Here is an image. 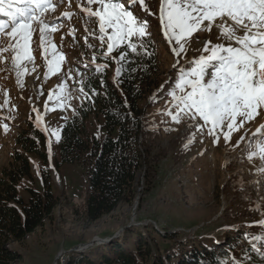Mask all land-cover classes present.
Masks as SVG:
<instances>
[{"label":"rangeland","instance_id":"374dc122","mask_svg":"<svg viewBox=\"0 0 264 264\" xmlns=\"http://www.w3.org/2000/svg\"><path fill=\"white\" fill-rule=\"evenodd\" d=\"M54 2L56 10L46 15L58 28L50 39L56 44L57 53L65 57L60 70L48 72L44 49L38 47V31L33 33L30 45L35 71L33 64L24 62L28 71L21 77L22 86L12 64L13 53L5 52L3 55L8 59L0 60V179L7 178L10 172L18 173L17 155H26L30 174L18 178L16 189L25 200L30 196L29 188L44 191L42 171L48 169V164L38 154L29 153L24 144L33 138L35 129L45 135L37 125L34 109L38 105L47 129L46 150L39 141L36 147L48 156L52 153L50 182L58 196L54 212L43 224L24 240L9 242L8 246L20 256L12 264H65L72 254H88L98 263L110 251L111 242L121 245L126 252L136 253L137 241L141 239L143 250H151L143 264H152L157 255L164 258L168 254L177 262L181 245L186 249L193 245L207 246L226 238H241L239 234L246 237V245L263 249L264 224L260 222L264 221V159L259 156L249 159V154L257 143L264 142V131H256L264 124V111L233 132L230 142L220 133L217 143L207 127L198 126L202 121H193L184 114L179 122L172 119L169 112L175 114L176 108L171 92L177 87L180 71L194 66L192 61L201 54H210L202 51L207 41L211 45L230 42L213 27L211 32L195 33L188 39L186 51L176 56L172 48L178 46L168 42L159 21L161 0H145L152 15L139 4L131 8L134 15L147 19L150 25L147 31L159 48L160 69L154 78L159 87L140 102L144 111L140 117L143 125L140 146L143 150L146 146L150 148L151 157L144 160L139 171L134 200L125 197L110 214L96 220L88 217L91 159L84 156L79 162H62L61 130L65 120L87 98L83 85L90 71L98 69V65L105 66L103 60L109 58L113 61L107 66L111 78L119 75L117 69L122 58L119 50L124 43L115 45L108 53L107 43L98 39L97 19H89L82 12L79 0H71L70 5L68 0ZM124 2L127 6V0ZM96 7L93 5L94 10ZM65 11L73 13L71 18L63 15ZM7 19L0 14V20ZM93 31L95 34L90 35ZM132 38L141 41L144 37ZM47 39L44 47L48 48L51 60ZM0 46L6 44L0 41ZM33 73L40 74L34 87L28 82ZM5 123L9 126L6 133ZM83 133L89 142L95 139L102 142L107 136L103 115L93 112ZM165 233L172 237H164Z\"/></svg>","mask_w":264,"mask_h":264},{"label":"snow or ice","instance_id":"6c2138e0","mask_svg":"<svg viewBox=\"0 0 264 264\" xmlns=\"http://www.w3.org/2000/svg\"><path fill=\"white\" fill-rule=\"evenodd\" d=\"M68 2L70 5L71 0ZM137 4L144 12L153 14L145 0H127V6L124 0H79L78 6L89 19H97L98 39L102 44L107 43V51L111 53L115 45L125 42L136 51L131 38L151 35L147 31L150 26L147 19L139 18L131 10ZM93 5H97L95 10ZM56 7L54 0H0V14L8 18L0 20V41L6 44L0 46V60L8 59L3 55L5 52L13 53L12 64L21 86V77L28 71L24 62L33 64L35 71L30 46L33 33L39 32L38 47L44 49L49 73L59 71L65 59L50 39L58 28L46 14L54 12ZM63 15L71 18L73 13L65 11ZM159 21L168 42L178 46L172 48L176 56L186 51L188 39L195 33L211 32L213 27L230 42L211 45L207 41L202 51L210 54H201L192 61L194 66L180 71L177 87L171 92L176 112H169L176 122L180 121L181 114L193 121H202L198 126L207 127L208 134L217 143L220 133L230 142L233 132L264 111V0H161ZM94 34L95 31L90 33ZM46 38L51 47V60L48 48L44 47ZM52 99L50 94L49 100ZM37 123H40L39 115ZM3 129L6 133L9 126L5 123ZM256 131H264V124ZM256 156L264 159V142L257 143L249 159Z\"/></svg>","mask_w":264,"mask_h":264},{"label":"trees","instance_id":"16d2710c","mask_svg":"<svg viewBox=\"0 0 264 264\" xmlns=\"http://www.w3.org/2000/svg\"><path fill=\"white\" fill-rule=\"evenodd\" d=\"M154 36H145L141 41L131 38L136 51L124 43L119 52L120 73L111 78L107 68L113 61L104 56L105 66L90 74L83 87L86 100L75 114L65 120L61 130L60 157L62 162H79L91 159L89 169L90 193L87 199V215L96 220L110 214L123 198L134 200L139 171L144 160L151 157V150L140 146L143 130L140 117L144 114L140 102L159 83L155 76L160 69L158 44ZM117 82V83H116ZM93 112L104 117L106 138L100 142H89L84 138L85 123ZM32 139L24 144L29 153H36L48 164L42 171L44 191L29 188L30 196L25 200L19 195L16 184L18 178L30 174L26 155H17L19 172H10L0 179V264H12L20 256L8 244L11 240L22 241L52 215L58 204V196L52 191L49 159L46 151L36 147L39 141L46 150L45 135L35 129ZM85 161V160H84ZM56 166V162L54 161ZM57 167V166H56ZM164 237H172L165 233ZM226 238L207 246L193 245L190 249H180L179 260L174 262L171 254L163 258L157 255L152 264H264V246L258 249L245 244V236ZM244 238V239H243ZM143 240L137 241V252L126 250L114 241L97 263L88 254H72L65 264H143L150 248L143 250ZM240 257V260L237 259Z\"/></svg>","mask_w":264,"mask_h":264},{"label":"bare ground","instance_id":"6f19581e","mask_svg":"<svg viewBox=\"0 0 264 264\" xmlns=\"http://www.w3.org/2000/svg\"><path fill=\"white\" fill-rule=\"evenodd\" d=\"M39 75L40 74H38V73H33V74H31L30 76H29V78H28V82H29V84L31 85V86H35L36 85V83L38 82V78H39ZM40 81V80H39ZM38 87V86H37ZM36 87V88H37ZM35 109H36V115L38 116L39 115V117H40V123H39V125H38V123H37V125H38V127L44 132V133H47V129H46V127H45V123H44V113H43V111H42V108L40 107V106H35ZM37 120V119H36ZM50 151H51V147H50ZM49 151V152H50ZM51 157H52V153H51V155H50Z\"/></svg>","mask_w":264,"mask_h":264},{"label":"water","instance_id":"95a60500","mask_svg":"<svg viewBox=\"0 0 264 264\" xmlns=\"http://www.w3.org/2000/svg\"><path fill=\"white\" fill-rule=\"evenodd\" d=\"M45 135H46V134H45ZM48 157H49V158H48V159H49V162H52L50 154H49ZM85 248H87V247H85ZM82 250H84V248H83Z\"/></svg>","mask_w":264,"mask_h":264}]
</instances>
